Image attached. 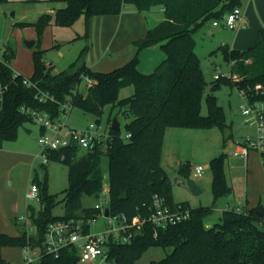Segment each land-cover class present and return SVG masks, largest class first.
I'll use <instances>...</instances> for the list:
<instances>
[{
  "label": "trees",
  "instance_id": "trees-1",
  "mask_svg": "<svg viewBox=\"0 0 264 264\" xmlns=\"http://www.w3.org/2000/svg\"><path fill=\"white\" fill-rule=\"evenodd\" d=\"M65 2L64 7L53 13H42L38 20L30 23L37 31L38 42L53 21L61 26H72L81 15L86 19L95 15H117L126 3L134 4L139 11L161 6L164 18L149 28L143 37L134 41L135 54L124 65L109 71L91 69L80 60L71 63L68 69L52 73L51 65L44 67L45 48L32 53L33 72L30 76L16 73L11 66L15 52L4 51L0 59V147L6 140H15L19 128L28 121L34 122L32 110L48 111L51 118L59 116L61 104L70 101L74 107L93 113L100 122L104 107L118 108L129 121L125 124L123 137L121 128L109 127L110 137L106 152L90 150L78 156L77 148L66 147L48 153L51 160L68 165V186L64 197L58 199L51 193L48 173L44 180L34 179L39 186L40 209L29 205L30 219L36 232L28 235L24 228L18 235H9L0 230L2 246L22 247L30 241L40 244L46 226L58 219L82 220L85 231L91 225L86 221L97 219L102 214L94 205H85L84 198L99 199L104 188L102 156L108 157L107 206L112 214L139 215L147 217L152 212V201L157 194L172 208L181 205L189 208L190 216L177 224L158 228L150 222L127 243L109 242L105 260L114 259L116 264H135L142 254L152 246L172 248L159 264H264V208L238 211L225 209L219 220L207 226L205 220L213 211L214 202L230 195L225 168L226 152L210 161L212 171V205L191 207L188 202H175L173 181L163 166V149L168 128H212L219 127L223 133L227 127L223 106L214 91L222 83L243 86L264 80V28L258 30L256 42L248 49L220 46L226 61H236L232 69L233 79L221 78L207 82L201 60L196 52L195 32L207 21L220 20L237 6L241 0H49ZM19 25H28L25 22ZM41 45V44H40ZM159 45L165 53L164 59L154 71L146 73L139 69L140 52L146 47ZM250 59V62H246ZM95 82L86 90H79L83 76ZM36 83L49 93L46 102L36 98V88L24 83L25 78ZM133 86L134 92L121 97V89ZM211 91L207 92V87ZM205 96L208 112L202 113ZM53 98V99H52ZM111 121V118H109ZM232 137L229 133L224 142ZM46 168L45 164H41ZM189 163H184L180 172L187 176ZM64 202L62 215L53 209ZM262 211V214L258 212ZM79 257L74 247H66L58 256L45 255L40 264H78Z\"/></svg>",
  "mask_w": 264,
  "mask_h": 264
},
{
  "label": "rangeland",
  "instance_id": "rangeland-1",
  "mask_svg": "<svg viewBox=\"0 0 264 264\" xmlns=\"http://www.w3.org/2000/svg\"><path fill=\"white\" fill-rule=\"evenodd\" d=\"M65 5V2L49 0H0V59L4 51L13 50L15 56L11 61V66L16 71L30 76L33 72V50L41 47L46 48L44 60L46 66L50 63L49 69L52 73L66 70L71 63L78 60H84L89 67L97 64L94 69L109 71L124 65L134 55L130 54L131 39L146 34L149 28L154 27L162 17L164 18L161 6H153L148 11H139L134 4L126 3L122 10L123 17H117V21L112 26L105 23L104 19H99L97 15L87 20L83 14L72 26H61L53 21L46 27L40 45L37 40V31L30 23L37 21L42 13H53V7H64ZM241 6L246 16L245 27L234 29L223 26L215 27L212 21H207L195 32L196 52L200 57L207 82L215 79L214 74L217 70L224 73L230 70L228 61L224 59L222 50L219 49L220 46L228 44L230 47L241 50L248 49L255 44L259 27L264 28V0H242ZM20 22L28 25H19ZM28 40H35L32 47L27 46L26 41ZM111 43L114 46L122 43L123 48L117 55L112 54V49H106ZM163 54L165 56L164 52ZM153 57L155 54L144 55L142 62ZM113 63L114 65L111 66ZM141 69L149 73L155 68L149 70L144 64ZM81 87L82 90H86L84 82ZM133 92L134 87L127 86L121 89L120 96L126 97ZM214 93L217 95L218 102L223 106L226 122L231 127H227L224 133L219 127L195 129L171 127L167 135V150L169 151V147L174 148L184 158L180 162L169 160L167 162L164 157V166L173 181L174 198L177 201L188 202L191 207H196L213 204L210 161L213 157L226 152L225 168L233 193L230 196H222L214 202L213 211L206 218L205 223L218 219L223 210L228 207L243 211L242 208L246 206V203L253 207L261 203L264 208L262 156L256 151H252L248 158L232 154L238 142L250 132L240 114L243 98L236 86L226 83H222ZM207 112L208 106L204 96L202 113L206 115ZM96 119L95 114L74 107L66 121L68 128L84 129L90 123H94L99 124L102 130H106L116 119L120 123L122 134H125L124 126L129 121V118L118 108L112 110L110 105L104 107L100 122ZM172 130H184L189 133L173 134ZM229 133L233 136L224 142V137ZM39 135V123L28 121L19 128L15 140L4 141L0 148V230L3 233L18 235L20 230L15 223L16 216L26 215L29 205H32L35 210L40 209L38 198L26 199V191L37 177L39 180H44L47 172L49 191L59 194V200L64 197L63 191L68 186V165L62 161L51 160L46 164V168H43L41 165L43 154H41V147L38 143ZM178 135L182 136L178 137ZM184 163L190 164L187 176L180 172ZM196 165L203 167L201 174L195 173ZM101 167L106 185L108 184V157L106 155L102 156ZM188 178L203 184L204 191L195 195L187 184ZM83 201L85 205H94L97 198L87 196ZM64 212V202L60 201L53 209V213L62 215ZM106 222L107 219L101 214L91 228L93 231L101 230ZM171 250L172 248L152 246L135 264H159L160 260ZM1 254L7 262L12 264H22L25 255L19 246H2ZM103 256L93 261L79 260L78 264H116L114 259L103 262Z\"/></svg>",
  "mask_w": 264,
  "mask_h": 264
},
{
  "label": "built area",
  "instance_id": "built-area-1",
  "mask_svg": "<svg viewBox=\"0 0 264 264\" xmlns=\"http://www.w3.org/2000/svg\"><path fill=\"white\" fill-rule=\"evenodd\" d=\"M243 12L240 6L235 7L230 12L226 13L221 19L228 28H236L239 23L243 22ZM218 24V20H215ZM246 59V62H250ZM236 61H228L230 70L224 73L217 70L214 74L216 80L221 78L233 79L235 73L232 69ZM219 67V66H218ZM217 67V68H218ZM17 73V72H16ZM82 82L87 89L91 86L95 79L86 75L83 76ZM81 83L78 84V89L82 90ZM24 83L29 87L36 88V98L39 101L46 102L51 100L49 93L41 90L36 83H33L25 78ZM239 90L243 103L240 106V114L244 124L250 129V132L238 142V146L232 151V154L238 156H249L250 152H258L264 162V80L255 83H248L243 86H236ZM4 90L0 84V94ZM53 99V98H52ZM73 104L66 101L61 104V111L58 117L52 119L48 111L32 110L34 122L40 125V135L38 143L43 154V164L51 161L48 153L57 151L66 147L77 148L78 156L83 155L90 150H102L106 152L108 148V139L110 137L109 129L102 130L99 124L90 123L84 129L68 128L67 118ZM130 134H123V137H128ZM196 173L203 172V167L197 165ZM39 186L32 183L31 187L26 191V199H39ZM108 184L104 185L103 191L94 204L99 208L102 215L107 219L105 227L98 231H85L82 220L75 219H58L49 223L43 234V239L40 244L29 242L22 246L25 255L22 259V264H40L45 255L52 254L58 256L66 247H74L81 261H93L98 257L105 255L109 242L127 243L134 236L139 234L146 222H150L155 231L158 228L166 227L167 225L177 224L189 218V208H184L178 205L172 208L167 204L162 196L155 195L152 201V212L147 217L139 215L129 217L126 214L105 215V209L108 207L109 201ZM20 222L23 223V228L28 235L36 232V226L32 223L30 215L21 214L18 216ZM96 222V219H89L87 224ZM0 264H12L5 260L1 254L0 248Z\"/></svg>",
  "mask_w": 264,
  "mask_h": 264
},
{
  "label": "crops",
  "instance_id": "crops-1",
  "mask_svg": "<svg viewBox=\"0 0 264 264\" xmlns=\"http://www.w3.org/2000/svg\"><path fill=\"white\" fill-rule=\"evenodd\" d=\"M254 1V0H253ZM241 3H242V0H241ZM241 8H242V6H240ZM56 8H59V7H53V12L55 11V9ZM162 8V7H161ZM123 10V9H122ZM163 10V9H162ZM123 13L121 12L120 14H117V16L116 15H97V17H99V19H104V22L105 23H107L109 26L111 25L112 26V24L113 23H115L117 20V17H123ZM243 22H241V23H239V25H238V28H240V27H245V24H246V16H244V14H243ZM92 19H93V17H92ZM162 19H163V17H162ZM161 19V20H162ZM160 20V21H161ZM159 21V22H160ZM215 22V20H212V24H213V26H215V27H219V26H223V27H227L225 24H224V22L220 19V20H218V24H215L214 23ZM52 24V23H51ZM50 24V25H51ZM228 28V27H227ZM260 29H261V27H259ZM259 30V29H258ZM258 34V33H257ZM145 34H143V35H139V36H137V37H135V38H133V39H131V42L129 43V46H130V49H131V53L130 54H135V52H136V49H137V47H136V45H135V43H134V41L136 40V39H138V38H140V37H143ZM226 45V44H225ZM228 45V44H227ZM159 47V45H153V46H150V47H146L145 49H143L141 52H140V61H139V64H138V67H139V69L142 71V69L141 68H143V65L145 64L146 65V67L149 69V70H152V69H154V68H156L157 66H158V64L164 59V54H163V50L161 49H159L158 48ZM122 48H123V45H122V43H119V44H116L115 46H114V44L113 43H111L110 44V46H108L106 49L107 50H109V49H112V54L114 55H117L118 53H119V51L120 50H122ZM231 48H235V47H231ZM46 49V48H45ZM238 49V48H237ZM155 54V57H153V58H151L150 60H148V61H145V62H142V60H143V56L144 55H147V54ZM132 55H130V56H132ZM129 58V57H128ZM131 58V57H130ZM101 61V60H100ZM80 63H85L86 64V62L83 60V61H80ZM48 65H50V63L48 64ZM97 64H94L93 66H91L90 68L91 69H93V70H97V71H103V69H94L95 67L94 66H96ZM114 65V63L111 65V66H113ZM13 68V67H12ZM14 69V68H13ZM15 70V69H14ZM15 72H17V73H21V72H18V71H16L15 70ZM23 74V73H22ZM24 75V74H23ZM26 76V75H25ZM169 129L170 128H168L167 129V131H166V134H165V142H164V149H163V166H164V161H165V159H164V157L166 158V161L167 162H169V161H181V160H183V158H184V156H182V155H180L179 154V152L176 150V149H174V148H170L169 147V151L167 150L168 148H167V146H166V143H167V135H168V132H169ZM171 133H173V134H187V133H189V132H186V131H184V130H172L171 131ZM179 136H182V135H178V137ZM233 136V135H232ZM3 144H4V142H3ZM3 144L1 145V147L3 146ZM0 147V148H1ZM252 152H250V154H251ZM249 154V155H250ZM249 156H247V158H248ZM169 160V161H168ZM197 166V165H196ZM195 166V167H196ZM194 167V168H195ZM164 168H165V170H166V172L168 173V170L166 169V167L164 166ZM195 173H196V170H195ZM201 174V173H200ZM168 175H169V173H168ZM169 177H170V175H169ZM171 178V177H170ZM172 179V178H171ZM177 181H179V179H177ZM198 184H199V186H200V188H201V192H203L204 191V189H203V184H201L200 182H198ZM211 184H212V179H211ZM233 193V191L231 192V194ZM230 194V195H231ZM195 195H197V194H195ZM230 195H228V196H230ZM235 195V194H234ZM212 198H213V194H212ZM174 200H175V202H180V201H177L175 198H174ZM212 203H213V200H212ZM211 203V204H212ZM259 204H261V203H259ZM258 204V205H259ZM257 205V206H258ZM257 206H255V207H253V206H249L247 203H246V206L244 207V208H242V209H247V210H249V209H252V208H256ZM197 207V206H196ZM228 208H231V207H228ZM228 208H226V209H228ZM234 208V207H233ZM236 208V207H235ZM225 210V209H224ZM223 210V211H224ZM28 213L30 214V212L28 211ZM222 215V214H221ZM220 215V216H221ZM220 216H219V218H220ZM219 218L218 219H213V220H210V223H206V225L207 226H211V225H213L217 220H219ZM206 222V221H205ZM15 223H16V225H18V227H19V229H22L23 228V223L22 222H20L19 221V219H18V217L16 216V221H15ZM105 256V255H104ZM103 256V260H105L104 257ZM104 262H106V260L104 261Z\"/></svg>",
  "mask_w": 264,
  "mask_h": 264
},
{
  "label": "water",
  "instance_id": "water-1",
  "mask_svg": "<svg viewBox=\"0 0 264 264\" xmlns=\"http://www.w3.org/2000/svg\"><path fill=\"white\" fill-rule=\"evenodd\" d=\"M34 43H35V40H28V41H26V44H27V46H29V47H32V46L34 45ZM44 67H46V65H45ZM210 91H211V86H208V87H207V92H210ZM111 128H112L113 130H119V129H120V123H119L116 119H114L113 122H112ZM187 184H188V186L190 187L191 191H192L194 194H199V193H201L202 190H201L199 184L197 183V181H196L195 179L188 178V179H187ZM109 212H110V209H109V207H107V208L105 209V215H106V216L109 215ZM258 213H259V214H262L263 212L260 211V212H258ZM104 257H106V256H104ZM104 259H105V258H104ZM104 261H105V260H103V262H104Z\"/></svg>",
  "mask_w": 264,
  "mask_h": 264
}]
</instances>
